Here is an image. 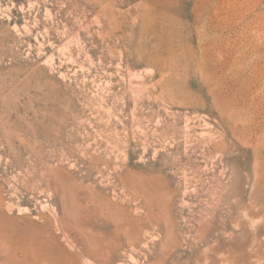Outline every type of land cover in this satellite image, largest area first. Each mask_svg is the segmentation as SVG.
Returning <instances> with one entry per match:
<instances>
[{"label":"rangeland","instance_id":"1","mask_svg":"<svg viewBox=\"0 0 264 264\" xmlns=\"http://www.w3.org/2000/svg\"><path fill=\"white\" fill-rule=\"evenodd\" d=\"M0 264H264V0H0Z\"/></svg>","mask_w":264,"mask_h":264},{"label":"bare ground","instance_id":"2","mask_svg":"<svg viewBox=\"0 0 264 264\" xmlns=\"http://www.w3.org/2000/svg\"><path fill=\"white\" fill-rule=\"evenodd\" d=\"M12 237V236H11ZM4 248V247H3ZM30 254V253H29ZM28 256V255H27ZM30 257V256H29ZM6 262V261H5Z\"/></svg>","mask_w":264,"mask_h":264}]
</instances>
